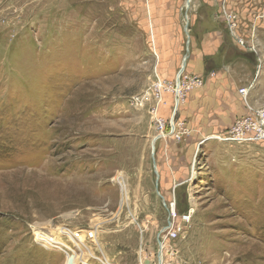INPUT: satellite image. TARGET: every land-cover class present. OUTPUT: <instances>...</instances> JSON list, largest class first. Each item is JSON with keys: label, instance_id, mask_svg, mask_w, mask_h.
I'll list each match as a JSON object with an SVG mask.
<instances>
[{"label": "rangeland", "instance_id": "374dc122", "mask_svg": "<svg viewBox=\"0 0 264 264\" xmlns=\"http://www.w3.org/2000/svg\"><path fill=\"white\" fill-rule=\"evenodd\" d=\"M186 1L190 34L197 0ZM160 5L0 0V264H67L71 250L76 264H158L175 199L164 264H264V144L191 134L182 111L205 85L181 101L176 78L206 79L157 54Z\"/></svg>", "mask_w": 264, "mask_h": 264}, {"label": "crops", "instance_id": "0c3cea01", "mask_svg": "<svg viewBox=\"0 0 264 264\" xmlns=\"http://www.w3.org/2000/svg\"><path fill=\"white\" fill-rule=\"evenodd\" d=\"M181 1L160 0L154 13L157 54L169 56L174 68L182 65L185 58L180 60L179 56L188 52L189 74L206 79L203 89L187 95L186 110L182 111V118L190 115L193 123L196 121L191 125V134L227 131L246 114L241 89L248 90V102L253 108H264V0H197L194 21L198 28L190 34L182 25ZM223 4L226 13L235 16L232 35L220 10ZM185 7L190 9L186 2ZM238 40L244 41L245 48L240 47ZM206 61H213L211 73ZM213 100L215 106L209 108ZM207 112L214 114L215 125L205 128L201 125ZM161 179L166 183L177 180L173 175H161Z\"/></svg>", "mask_w": 264, "mask_h": 264}, {"label": "built area", "instance_id": "2783aa9c", "mask_svg": "<svg viewBox=\"0 0 264 264\" xmlns=\"http://www.w3.org/2000/svg\"><path fill=\"white\" fill-rule=\"evenodd\" d=\"M223 4V10L225 11L224 14L226 16L225 18V24L229 30V32L232 35L233 30L235 29V16L226 13V9ZM238 44L240 47L245 48V43L242 40H238ZM181 90L178 92V97H180L181 101L185 97L186 92H190L195 88H202L205 85V80L203 78L199 77H187L185 76L183 83L180 82ZM240 95L242 96L244 106L246 108V114L240 118H238L233 126L228 129L223 135L222 140L223 142H230L233 144L241 145V146H250V145H259L264 144V108L256 109L251 106V104L248 102V90L247 89H241L239 91ZM145 101H149V99H144ZM161 104V101H158ZM143 103V101H142ZM140 103H138L139 105ZM160 129L161 134L164 132V122L161 121L160 123ZM175 204L176 199L174 200ZM171 205L168 207L165 203V206H167L168 211L172 213ZM169 213V215H170ZM173 214L170 216L169 224L167 228H165L159 238H160V252L163 254H166L169 252V246L172 241L177 239L178 237V222L173 220ZM177 220V219H176ZM191 217L189 214L184 215L182 218L183 223H190ZM87 240H94V233L88 232L87 234ZM165 263V259L163 260ZM159 264V261H158Z\"/></svg>", "mask_w": 264, "mask_h": 264}, {"label": "bare ground", "instance_id": "6f19581e", "mask_svg": "<svg viewBox=\"0 0 264 264\" xmlns=\"http://www.w3.org/2000/svg\"><path fill=\"white\" fill-rule=\"evenodd\" d=\"M192 3V0H187L186 1V6H190V4ZM186 20H188V19H186ZM188 21H186V26L188 25ZM183 66H184V64H183ZM178 76L179 75H177V78H178ZM177 78H176V85H177ZM180 85H179V87H178V91L177 92H180ZM177 97H178V95H177ZM143 104V103H142ZM176 104L178 105V104H180V102H179V100L177 99V101H176ZM177 105H176V108H177ZM142 107V106H141ZM213 138H218V139H221L219 136H214ZM193 174H195V172L193 173ZM118 182V185H117V187H119V188H124L125 187V184H123L122 183V181L121 180H118L117 181ZM125 198V197H124ZM126 202V198H125V200L123 199V202ZM172 205H171V210H172V213H170V211H169V213H170V216L173 214L174 216H173V220H175L176 219V214H177V209H178V207H177V205L175 204V202L173 201L172 203H171ZM63 234L64 235H66V236H74L75 235V233L74 232H72V231H70V230H66V231H64L63 232ZM36 238H37V240L38 241H41V242H45L47 245H53V244H58L59 242L56 240V238H54L53 236H51V235H47V234H44V233H37L36 234ZM67 248V247H66ZM68 248H70V247H68ZM80 251L81 252H84L83 251V249H80ZM71 254H73V256L71 255L69 258H68V260H67V264H76V252L74 251V250H71ZM164 254L162 253V252H159V255H158V261H159V264H164ZM85 264H87V263H85ZM89 264V263H88Z\"/></svg>", "mask_w": 264, "mask_h": 264}, {"label": "water", "instance_id": "95a60500", "mask_svg": "<svg viewBox=\"0 0 264 264\" xmlns=\"http://www.w3.org/2000/svg\"><path fill=\"white\" fill-rule=\"evenodd\" d=\"M187 19H188V17H187ZM185 32L188 34V26H186V28H185ZM186 62H187V56H185V58H184V60H183V64H184V66L183 67H185V65H186ZM177 88L179 87V85H180V74H179V76H178V78H177Z\"/></svg>", "mask_w": 264, "mask_h": 264}]
</instances>
